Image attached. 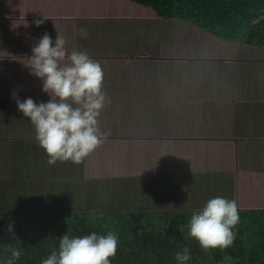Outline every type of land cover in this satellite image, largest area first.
I'll list each match as a JSON object with an SVG mask.
<instances>
[{
  "label": "rangeland",
  "instance_id": "rangeland-1",
  "mask_svg": "<svg viewBox=\"0 0 264 264\" xmlns=\"http://www.w3.org/2000/svg\"><path fill=\"white\" fill-rule=\"evenodd\" d=\"M164 21L0 23V40L20 43L0 59V213L195 212L218 196L235 200L238 210L264 209V137L245 136L264 134L257 118L264 51ZM45 33L53 41L59 33L69 51H87L103 68L99 127L106 136L79 163L50 165L12 98L49 99L23 64ZM207 86L209 94H200ZM230 94L254 131L232 135L215 122L211 110L228 105Z\"/></svg>",
  "mask_w": 264,
  "mask_h": 264
},
{
  "label": "trees",
  "instance_id": "trees-1",
  "mask_svg": "<svg viewBox=\"0 0 264 264\" xmlns=\"http://www.w3.org/2000/svg\"><path fill=\"white\" fill-rule=\"evenodd\" d=\"M43 15L48 18L45 21L158 18L170 24L183 23L222 42L264 50V20L252 23L264 16V0H0V23L35 21ZM0 44L6 45L0 47V59L20 48V43L5 37ZM76 45L80 48L78 42ZM192 213H0V262L7 264L9 245L23 250L14 264H40L58 249L65 234L115 231L120 244L112 264H175L173 255L183 247L192 250L191 264H264V209H240L234 244L207 253L187 235Z\"/></svg>",
  "mask_w": 264,
  "mask_h": 264
},
{
  "label": "clouds",
  "instance_id": "clouds-1",
  "mask_svg": "<svg viewBox=\"0 0 264 264\" xmlns=\"http://www.w3.org/2000/svg\"><path fill=\"white\" fill-rule=\"evenodd\" d=\"M43 17L34 21L36 27L48 19ZM260 20H264V16L252 23L259 24ZM77 31L82 38H87L86 28L80 27ZM23 64L31 76L41 81L42 92L49 99L39 103L31 97L21 100L18 92H13L12 98L19 112L33 125L35 139L47 154L50 165L57 161L79 163L106 136L99 127V117L106 102L100 62L93 60L87 51H69L59 33L55 41L45 33L32 46L31 55ZM239 222L236 201L218 196L192 213L186 225L187 235L205 253L224 251L234 244V229ZM11 232L13 229L9 226ZM119 244L120 238L115 231L106 234L92 231L82 236L65 234L59 240L58 249L43 258L40 264H112ZM8 250L7 264H14L23 254L18 247L9 245ZM192 259L190 247L179 248L173 255L175 264H191Z\"/></svg>",
  "mask_w": 264,
  "mask_h": 264
},
{
  "label": "crops",
  "instance_id": "crops-1",
  "mask_svg": "<svg viewBox=\"0 0 264 264\" xmlns=\"http://www.w3.org/2000/svg\"><path fill=\"white\" fill-rule=\"evenodd\" d=\"M226 43V42H225ZM230 44H234V43H230ZM238 45V44H236ZM249 49H255V50H258V51H261L263 49H257V48H251V47H247ZM264 51V50H263ZM226 81H227V78H226ZM225 79L222 80L221 82H219V84H225ZM228 82V81H227ZM216 84V83H215ZM210 87L211 86H207V87H204L203 89L202 88H199V93H207L209 94L210 92ZM198 88V87H197ZM189 92V91H188ZM191 93V92H189ZM215 94V93H213ZM227 94H228V91H227ZM211 97H215V96H211ZM230 98H231V94L228 96H226V103L228 105H225L224 108L220 109V107L216 110H211L212 112H216L217 113V117H219L218 119L215 120V122L219 125H222L223 128L225 129H230V133L232 135H234V132L235 130H240V129H248V130H252L254 131V129L250 126H246V122L247 120L241 115L240 111L239 110H235L236 109V106L233 105V100L231 101L230 103ZM211 102L215 103L214 100H212ZM201 101H200V105H201ZM175 106H171V108H173ZM192 106L191 104L189 105V111L192 112V110L190 109ZM183 112L187 113L185 110H182ZM172 113L176 114L177 111L175 110V108H173L172 110ZM257 113H259L257 115V118L259 120L262 121V124L259 125L258 127L260 129H263L264 130V100L260 101L258 107H257ZM226 124H229V125H226ZM263 126V127H262ZM203 127H207V126H203ZM245 136H248L250 138H257V137H264V134H257L256 132H251ZM260 147H264V146H260Z\"/></svg>",
  "mask_w": 264,
  "mask_h": 264
}]
</instances>
